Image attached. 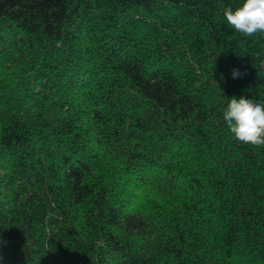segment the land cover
<instances>
[{
	"label": "trees",
	"instance_id": "obj_1",
	"mask_svg": "<svg viewBox=\"0 0 264 264\" xmlns=\"http://www.w3.org/2000/svg\"><path fill=\"white\" fill-rule=\"evenodd\" d=\"M242 2L0 0V264H264V146L223 120L264 99Z\"/></svg>",
	"mask_w": 264,
	"mask_h": 264
},
{
	"label": "clouds",
	"instance_id": "obj_2",
	"mask_svg": "<svg viewBox=\"0 0 264 264\" xmlns=\"http://www.w3.org/2000/svg\"><path fill=\"white\" fill-rule=\"evenodd\" d=\"M223 15L228 25L243 37L264 36V0H243L235 8H225ZM258 70L264 74V63ZM245 74L246 70H232L233 78H242ZM223 120L240 143L264 146V99L231 97ZM0 259H3L2 253Z\"/></svg>",
	"mask_w": 264,
	"mask_h": 264
},
{
	"label": "rangeland",
	"instance_id": "obj_3",
	"mask_svg": "<svg viewBox=\"0 0 264 264\" xmlns=\"http://www.w3.org/2000/svg\"><path fill=\"white\" fill-rule=\"evenodd\" d=\"M4 20H6L5 18H2V19H0V22H3Z\"/></svg>",
	"mask_w": 264,
	"mask_h": 264
}]
</instances>
